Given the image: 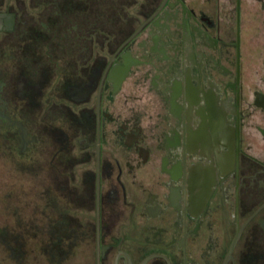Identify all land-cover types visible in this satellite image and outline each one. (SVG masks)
Here are the masks:
<instances>
[{"label":"flooded vegetation","instance_id":"flooded-vegetation-1","mask_svg":"<svg viewBox=\"0 0 264 264\" xmlns=\"http://www.w3.org/2000/svg\"><path fill=\"white\" fill-rule=\"evenodd\" d=\"M264 264V0H0V264Z\"/></svg>","mask_w":264,"mask_h":264},{"label":"rangeland","instance_id":"rangeland-1","mask_svg":"<svg viewBox=\"0 0 264 264\" xmlns=\"http://www.w3.org/2000/svg\"><path fill=\"white\" fill-rule=\"evenodd\" d=\"M42 260L41 259H37L36 263L35 264H42Z\"/></svg>","mask_w":264,"mask_h":264}]
</instances>
